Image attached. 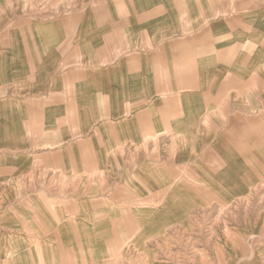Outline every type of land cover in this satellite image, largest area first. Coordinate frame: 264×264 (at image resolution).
I'll return each mask as SVG.
<instances>
[{
    "label": "crops",
    "instance_id": "1",
    "mask_svg": "<svg viewBox=\"0 0 264 264\" xmlns=\"http://www.w3.org/2000/svg\"><path fill=\"white\" fill-rule=\"evenodd\" d=\"M0 264H264V0H0Z\"/></svg>",
    "mask_w": 264,
    "mask_h": 264
},
{
    "label": "rangeland",
    "instance_id": "2",
    "mask_svg": "<svg viewBox=\"0 0 264 264\" xmlns=\"http://www.w3.org/2000/svg\"><path fill=\"white\" fill-rule=\"evenodd\" d=\"M138 262H141V260L137 261V263H138Z\"/></svg>",
    "mask_w": 264,
    "mask_h": 264
}]
</instances>
